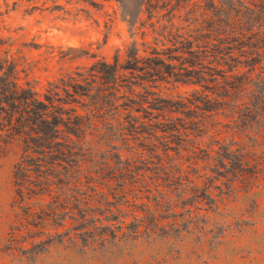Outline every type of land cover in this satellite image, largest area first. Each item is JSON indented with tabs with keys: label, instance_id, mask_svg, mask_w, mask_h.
Returning a JSON list of instances; mask_svg holds the SVG:
<instances>
[{
	"label": "rangeland",
	"instance_id": "rangeland-1",
	"mask_svg": "<svg viewBox=\"0 0 264 264\" xmlns=\"http://www.w3.org/2000/svg\"><path fill=\"white\" fill-rule=\"evenodd\" d=\"M89 1L0 0V60L16 63L21 85L29 83L42 94L47 82L76 67L112 62L115 55L123 60L133 42L162 48L164 40L159 35L176 32L160 17L164 12L158 18L149 20L141 14L137 19L139 0ZM192 19L175 21L178 33L192 34L191 40L197 36V25H189ZM169 46L165 41V47ZM59 47L87 55L66 64L47 59L49 49ZM208 62L203 61L199 69L211 74ZM263 66L264 60L251 73L240 68L237 75L246 73L255 80ZM221 75H214L217 84L208 83L210 91L179 83L154 90L179 105L172 113H159L163 117L153 122L178 131H161L155 125L159 129L152 136L145 134L127 143L114 138L110 154L108 146L90 141L82 169L98 173L90 182L83 177L80 188L58 200L53 198L54 191L32 199L43 208L31 206L30 213L48 218L45 221L36 216L26 219V206L14 203L19 197L13 170L20 154L1 142L0 264H264V114L253 113L249 121L248 113H238L250 105L249 92L254 87H248L246 76L240 80L230 73L226 78ZM239 81L246 83L243 90L231 89ZM211 92L224 96L218 99L222 104L214 103L216 96ZM205 95L211 100L209 112L190 103L202 107ZM221 148L243 156L244 179L233 173L239 162H230L227 155L219 158ZM114 155L130 162L132 172L101 185L103 175H119L121 164ZM255 167L260 170L256 179L251 176ZM69 207H75L76 219L78 210L87 219L76 221L69 215L53 222L48 217L53 212L63 214Z\"/></svg>",
	"mask_w": 264,
	"mask_h": 264
},
{
	"label": "trees",
	"instance_id": "trees-1",
	"mask_svg": "<svg viewBox=\"0 0 264 264\" xmlns=\"http://www.w3.org/2000/svg\"><path fill=\"white\" fill-rule=\"evenodd\" d=\"M161 12L164 13L160 17L166 18L168 28L176 31H170L167 36L159 35L164 40L162 48L156 44L142 43L139 46L133 42L127 47L123 60L115 55L112 62L100 60L89 66L76 67L73 72L47 82L42 94L29 83H19L14 61L0 60V143L19 151V160L13 170V185L19 200L14 203L20 208L26 206V219L35 216L40 221L48 219L30 213L31 206L43 208L40 202H31L32 199L54 191L57 196L53 198L58 200L80 188L83 177L87 182L93 180L98 172L89 168L84 172L82 169L86 162L84 152L89 150L90 141L98 146H108L110 150L106 153L110 154L115 149L111 145L114 138L127 143L145 134L152 136L159 129L155 125L161 127V131H178L175 126L153 122V119L163 117L159 113H172L173 107L179 105L161 98L154 91L162 84L199 85L210 91L212 88L208 83L217 84L215 73H222L225 78L230 73V77L240 80L246 76L248 87L250 84L254 90L249 92L250 105L238 113H248L246 118L249 121L253 113L264 114V66L255 80L246 73L237 75L240 68H247L251 73L263 63L264 0H196L193 4L192 0H139L137 19L141 14L149 20L158 18ZM197 12H200L199 17L192 19ZM191 19L189 25H197L194 30L197 36L192 40V34L178 33L175 24L176 20L188 23ZM165 41L169 47H165ZM84 55L87 53L76 48L62 50L59 47L50 48L47 59L56 58L58 63L66 64ZM203 61H209L208 69L213 73L207 74L199 69ZM246 83L239 81L238 86H231V89L242 91L241 87ZM211 93L216 96L214 103L220 104L218 99H224L217 92ZM203 99L202 107L196 102L190 103L202 112H209L212 110V106H208L211 100L207 95ZM221 152L219 158L227 155L231 157L230 162H239L233 173L244 179L243 156L237 152L227 153L223 148ZM114 158L118 165L121 164L120 167L117 165L119 175L117 178L103 175L101 185H107L112 179L119 181L128 175L126 173L132 172L130 162L120 161L118 155ZM221 161L226 168L223 159ZM259 174L260 170L253 168L251 176L256 179ZM53 186L55 190H52ZM121 186L123 189L124 184ZM30 194L38 196L31 197ZM73 199L79 205L77 198ZM74 209L69 207V211L63 214L53 212L48 217L53 222L69 215L76 221L87 219V214L79 208H76L79 215L76 219Z\"/></svg>",
	"mask_w": 264,
	"mask_h": 264
}]
</instances>
